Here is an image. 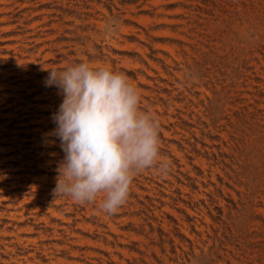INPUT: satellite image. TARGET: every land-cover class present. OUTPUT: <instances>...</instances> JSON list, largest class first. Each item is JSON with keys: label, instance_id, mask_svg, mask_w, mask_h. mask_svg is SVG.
<instances>
[{"label": "rangeland", "instance_id": "rangeland-1", "mask_svg": "<svg viewBox=\"0 0 264 264\" xmlns=\"http://www.w3.org/2000/svg\"><path fill=\"white\" fill-rule=\"evenodd\" d=\"M80 62L160 125L111 215L54 193L44 82ZM0 264H264V0H0Z\"/></svg>", "mask_w": 264, "mask_h": 264}, {"label": "clouds", "instance_id": "clouds-1", "mask_svg": "<svg viewBox=\"0 0 264 264\" xmlns=\"http://www.w3.org/2000/svg\"><path fill=\"white\" fill-rule=\"evenodd\" d=\"M48 72L45 86L63 97L52 115L51 135L64 152L54 193L77 203L103 194L100 210L114 214L126 203L135 175L167 167L160 160L159 121L141 110L139 90L122 72L86 62Z\"/></svg>", "mask_w": 264, "mask_h": 264}]
</instances>
